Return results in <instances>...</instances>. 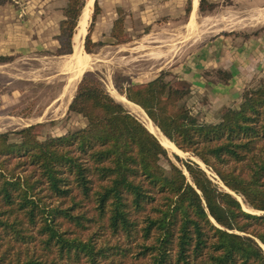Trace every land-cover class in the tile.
Segmentation results:
<instances>
[{"label":"trees","instance_id":"trees-1","mask_svg":"<svg viewBox=\"0 0 264 264\" xmlns=\"http://www.w3.org/2000/svg\"><path fill=\"white\" fill-rule=\"evenodd\" d=\"M84 5L68 0L56 55L72 53ZM122 27L119 16L111 31L118 42ZM93 45L86 34L85 51ZM170 74L117 90L223 187L195 161L174 154L181 168L168 160L87 72L68 106L84 127L43 140L38 124L20 130L19 141L0 134V264H264V84L216 122H200L180 103L187 84L165 80Z\"/></svg>","mask_w":264,"mask_h":264},{"label":"rangeland","instance_id":"rangeland-1","mask_svg":"<svg viewBox=\"0 0 264 264\" xmlns=\"http://www.w3.org/2000/svg\"><path fill=\"white\" fill-rule=\"evenodd\" d=\"M96 1L99 12L94 15L93 0L82 42L83 51L87 53L84 49L86 34L94 45L87 53L90 57L85 60L86 65L78 70L73 66L71 53L56 55L59 26L68 0H7L0 4V56L9 58L6 62L0 61V134L6 133L11 140L19 141L20 130L38 124L34 133L43 140L63 137L84 127L85 118L69 112L67 107L76 93V84L87 72L92 73L103 88L141 122L134 109L120 102L119 96L124 94L117 89L128 83L150 81L162 72L171 73L165 80L179 79L187 84L188 93L180 103L200 122H216L224 108L238 106L242 97L237 103L217 108V112L206 120L204 110L198 108L199 101L205 99L204 95L192 93L190 82L178 73L188 64H198L200 48L215 34L241 31H224L234 26L231 25L230 0H205L202 9L199 0L193 17L192 0ZM119 16L123 19L119 32L123 41L120 42L111 36L113 22ZM217 72L223 82L230 80L229 73ZM261 84L264 82L245 88L242 94ZM165 150L168 160L177 166L182 168L174 154L183 160L195 161L222 186L216 175L192 154ZM168 160H160L166 169L169 168ZM184 173L187 175L185 170ZM235 196L244 209L251 211L241 196ZM40 252L43 254L42 250Z\"/></svg>","mask_w":264,"mask_h":264},{"label":"crops","instance_id":"crops-1","mask_svg":"<svg viewBox=\"0 0 264 264\" xmlns=\"http://www.w3.org/2000/svg\"><path fill=\"white\" fill-rule=\"evenodd\" d=\"M230 3L234 26L224 31H241L215 34L200 48L198 64H188L178 72L190 82L192 93L204 95L198 108L204 110L206 120L217 108L237 103L245 88L264 82V0H230ZM217 70L229 73L230 80L223 82Z\"/></svg>","mask_w":264,"mask_h":264},{"label":"bare ground","instance_id":"bare-ground-1","mask_svg":"<svg viewBox=\"0 0 264 264\" xmlns=\"http://www.w3.org/2000/svg\"><path fill=\"white\" fill-rule=\"evenodd\" d=\"M199 0H192V14L191 17H193L195 10H197ZM93 4V0H86L85 6L83 8V11L80 15L78 25L76 28V32L73 36V52L70 54L72 57L73 66L77 67L76 69H82L86 63L85 60L89 58L90 56L83 51V38L86 33V26L88 24L91 6ZM261 10V9H260ZM259 10V11H260ZM261 13V12H260ZM197 17V16H196ZM197 19V18H196ZM213 19V18H212ZM264 19V18H263ZM216 20V19H215ZM220 21V20H219ZM231 21V20H230ZM263 21V20H262ZM196 22V21H195ZM217 22V21H216ZM243 22V21H242ZM238 23V22H237ZM258 23V22H257ZM209 24V23H208ZM233 25V24H232ZM245 25V24H244ZM243 26V25H242ZM237 28V27H236ZM95 52V51H94ZM97 60V59H96ZM70 61V62H71ZM71 66V67H73ZM70 68V67H69ZM68 69V68H67ZM74 69V68H73ZM36 70V69H35ZM91 70V69H89ZM70 71V70H69ZM73 72V71H72ZM1 74V73H0ZM77 74V73H76ZM67 75V74H66ZM66 77V76H65ZM81 77V76H80ZM69 79V78H68ZM70 80V79H69ZM78 84V83H77ZM76 84V87L78 86ZM53 86V85H52ZM60 95V94H59ZM73 97V96H72ZM120 102L127 105L128 107H131L134 109L138 115L139 118H141L144 126L152 132L160 141V143L169 151L176 152L178 154H183L181 150H179L171 141H169L161 132L160 130L152 123V121L147 117V115L144 113V111L136 104L128 101L123 95L119 96ZM71 101V100H70ZM68 108V107H67ZM51 111V110H50ZM47 113V112H45ZM64 115V114H63ZM135 115V114H134ZM1 122V121H0ZM11 122V121H9ZM42 122V121H41ZM45 122V121H44ZM24 125V124H23ZM6 126V125H5ZM4 132V131H3ZM173 154V153H172ZM185 155V154H184ZM192 157V156H191ZM199 163L202 165V163L199 161ZM204 168V167H203ZM237 197V196H236ZM238 199V198H237Z\"/></svg>","mask_w":264,"mask_h":264},{"label":"water","instance_id":"water-1","mask_svg":"<svg viewBox=\"0 0 264 264\" xmlns=\"http://www.w3.org/2000/svg\"><path fill=\"white\" fill-rule=\"evenodd\" d=\"M152 133V132H151ZM153 134V133H152ZM154 135V134H153ZM155 136V135H154ZM156 137V136H155ZM157 138V137H156ZM158 139V138H157ZM160 142V141H159ZM162 145V144H161Z\"/></svg>","mask_w":264,"mask_h":264}]
</instances>
